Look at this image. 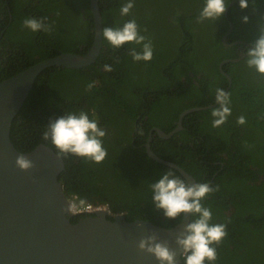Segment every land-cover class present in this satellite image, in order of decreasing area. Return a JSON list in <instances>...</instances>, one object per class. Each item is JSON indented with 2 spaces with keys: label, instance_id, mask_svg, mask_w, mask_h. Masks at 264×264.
Instances as JSON below:
<instances>
[{
  "label": "trees",
  "instance_id": "trees-1",
  "mask_svg": "<svg viewBox=\"0 0 264 264\" xmlns=\"http://www.w3.org/2000/svg\"><path fill=\"white\" fill-rule=\"evenodd\" d=\"M126 2L98 1L102 28L122 27L135 19L141 34L151 40V34L142 33L144 23L151 20L150 30L161 33L152 41L153 47L158 46L153 58L134 61L128 52L133 47L141 51L142 45L129 43L117 49L102 38L99 55L88 66L44 69L11 122L10 139L21 152L44 144L57 153L50 141L43 140L45 127L65 113L86 111L106 130L103 146L107 157L97 164L73 155L60 156L64 168L58 180L64 194L107 204L113 214L122 213L127 220L146 219L169 227L181 217L168 219L156 209L150 184L155 174L159 180L169 168L185 178L147 156L148 131L156 125L169 132L183 110L215 102L216 89H225L228 83L218 64L244 54L247 48L243 43H222L228 21L233 25L228 43L241 39L252 44L258 35L257 20L264 15V0H256L255 7L249 0L247 9H241L235 0L226 16L200 26L195 23L204 0H134L130 14L122 16L120 7ZM160 2L165 7L158 6ZM174 6L182 11L170 23L167 16ZM245 15L247 23L242 20ZM32 17H47L53 30L25 28L22 21ZM162 18L169 25H162ZM93 26L89 0H0V81L62 52L84 54L92 43ZM172 47L175 52L169 57ZM222 67L232 78L227 121L213 127L212 108L192 111L183 116V128L171 137L153 133L150 146L197 181L211 180L209 185L219 187L202 201L212 210L211 223L227 225V237L213 245L217 249L214 264H264V76L249 68L244 57ZM90 83L94 87L88 90ZM240 116L246 119L243 125L237 123ZM131 149L142 161L133 169L141 177L125 176L129 165L122 160L135 155ZM113 214L107 217L112 219ZM82 216L73 215L70 220L74 223Z\"/></svg>",
  "mask_w": 264,
  "mask_h": 264
},
{
  "label": "water",
  "instance_id": "water-1",
  "mask_svg": "<svg viewBox=\"0 0 264 264\" xmlns=\"http://www.w3.org/2000/svg\"><path fill=\"white\" fill-rule=\"evenodd\" d=\"M98 1L89 0L93 39L84 54L62 52L0 81V264H159L152 254L138 249V241L155 231L159 240H167L171 248H177L175 234L190 222V214H185L169 229L146 219L127 220L122 213L112 219L105 211L69 214L68 199L58 180V174L64 168L60 155L44 144L21 152L10 139L11 122L41 71L51 66L81 68L98 57L102 47V17ZM234 1L229 2L225 16ZM232 27L228 21V30L222 37L224 42ZM244 55L225 58L219 63V70L229 81L231 77L222 66L239 61ZM216 105L215 102L183 110L176 126L169 132L158 127L152 130L162 138H169L182 128V118L187 113ZM149 141L145 148L151 159L176 169L190 184L201 183L178 164L155 154ZM21 153L33 162L32 168L21 170L17 167L16 157ZM73 215L85 216L73 223L70 220ZM176 261L177 264L181 262L179 250Z\"/></svg>",
  "mask_w": 264,
  "mask_h": 264
},
{
  "label": "clouds",
  "instance_id": "clouds-1",
  "mask_svg": "<svg viewBox=\"0 0 264 264\" xmlns=\"http://www.w3.org/2000/svg\"><path fill=\"white\" fill-rule=\"evenodd\" d=\"M229 2L230 0H204L197 22H215L220 19ZM238 3L241 9L249 7V0H238ZM252 4L255 7L256 0H252ZM133 7L134 0H127L120 7V14L129 15ZM242 20L247 23L249 17L245 15ZM47 21V17H32L25 18L22 24L32 32L50 33L53 30L52 24ZM257 29L258 35L251 46L245 49L244 60L249 68L264 76V15L257 20ZM101 34L113 48L118 49L129 43L142 45L141 51H137L135 47L129 50L128 55L134 61H150L153 58L152 42L141 34L135 19L128 20L122 27H103ZM104 67L105 70L111 71L109 65ZM93 87L94 83L87 85L88 90ZM230 95L222 88L216 89L215 102L218 106L211 109L213 127L221 126L231 115ZM237 123L245 124V117L240 116ZM45 129L43 140L50 141L60 156L73 155L97 164L102 163L107 157V149L103 146L106 130L99 126L97 120L90 119L84 110L78 113L68 112L55 120H50ZM15 163L21 170H28L34 166L23 153L16 157ZM150 190L156 209L162 210L166 218L177 220L178 217L190 214L191 220L175 234L177 248H171L167 240H159L158 234L152 231L138 241V249L152 254L159 264H177V250L183 264H214L217 260V249L213 245H219L227 237V225L211 223L212 210L205 207L202 201L211 193L218 191L219 187H213L208 183L190 184L169 168L159 180L150 184Z\"/></svg>",
  "mask_w": 264,
  "mask_h": 264
},
{
  "label": "flooded vegetation",
  "instance_id": "flooded-vegetation-1",
  "mask_svg": "<svg viewBox=\"0 0 264 264\" xmlns=\"http://www.w3.org/2000/svg\"><path fill=\"white\" fill-rule=\"evenodd\" d=\"M153 2H154V0H152ZM152 3V2H151ZM156 4H158V3H155V5ZM177 4V3H176ZM154 6V5H153ZM158 6H161V7H165V3L164 2H160L159 4H158ZM172 7H170V9H169V12L170 11H173V12H171L170 13V16H167V18H179L180 16L179 15H176V14H178V13H181V9L178 7V6H174L173 7V9H171ZM173 13V14H172ZM189 13H192V12H189ZM197 21V20H196ZM151 25H152V23H151ZM233 28V27H232ZM198 31V28L197 29H195V31ZM228 30V29H227ZM227 30H226V32H227ZM225 32V33H226ZM231 32H232V30H231ZM230 32V33H231ZM224 33V34H225ZM229 33V34H230ZM155 34H157L156 32H155V30L154 29H151V42L154 40L153 38H154V36H155ZM223 34V35H224ZM228 34V35H229ZM157 35H159V34H157ZM228 35H227V39L225 40V42L222 40V37H221V41H222V43L224 44V45H231L232 43H233V41L232 42H230V43H228L227 42V40H228ZM238 40H241V39H238ZM234 41H237V40H234ZM244 41V45H247V47H250L251 46V44L248 42V41H245V40H243ZM169 43V42H168ZM158 46H156V47H153V51H154V49L155 48H157ZM159 48H161V47H159ZM242 53H244V52H242ZM241 54V53H240ZM239 54V55H240ZM222 69H223V67H222ZM218 70H219V64H218ZM224 70V69H223ZM219 72L222 74V75H224L220 70H219ZM226 72V71H225ZM227 73V72H226ZM189 74H191V75H193L190 71H189ZM228 75H230L229 73H227ZM225 76V75H224ZM197 77H200V75L199 74H197ZM226 77V76H225ZM230 77H231V75H230ZM226 79H227V77H226ZM181 80L182 81H185V77H182L181 78ZM210 80H213V76H211L210 77ZM227 81H228V83H227V85L225 86V89L224 90H227L226 92H228L229 90H230V87H231V84H232V78H231V81H229L228 79H227ZM194 82H196L195 80H194ZM215 103V102H214ZM212 104V103H211ZM208 105V104H207ZM154 127H158V126H156V125H154V126H152L150 129H149V131H148V137H147V140H146V142L144 143V149H145V152H146V148H145V144L148 142V140H150L149 141V144H150V142L152 141V139H153V133L154 134H157L158 135V133L155 131V130H152ZM158 128H160V127H158ZM183 128V127H182ZM181 128V129H182ZM161 129V128H160ZM181 129H179V130H181ZM163 130V129H162ZM179 130H177V131H179ZM164 131V130H163ZM159 136V135H158ZM160 137V136H159ZM160 138H162V137H160ZM164 139H166V138H164ZM151 147V146H150ZM154 152V151H153ZM155 153V152H154ZM146 154H147V152H146ZM156 154V153H155ZM148 156V155H147ZM160 157V156H159ZM185 170V169H184ZM191 175V174H190ZM193 177V176H192ZM195 179V178H194ZM196 180V179H195ZM197 181V180H196ZM199 182V181H198ZM208 182H211V180H209ZM208 182H206V183H208ZM208 184H210V183H208Z\"/></svg>",
  "mask_w": 264,
  "mask_h": 264
},
{
  "label": "rangeland",
  "instance_id": "rangeland-1",
  "mask_svg": "<svg viewBox=\"0 0 264 264\" xmlns=\"http://www.w3.org/2000/svg\"><path fill=\"white\" fill-rule=\"evenodd\" d=\"M168 19H169V18H168ZM150 22H151V20L146 21V22L144 23L145 25H144L143 28L146 29V31L143 30L142 33H145V34H151V30H150L151 23H150ZM169 22H170V23L175 22V18H170V19H169ZM162 25H164V26L169 25V24H168V20H166L165 18H162ZM195 25H199V26H200L201 23L196 22ZM155 32H156L157 34H160V35H161V33L157 32L156 30H155ZM210 40L212 41V38H211V37H210ZM172 48H173V49L169 48V50H168V51H172V53L168 54L169 57H172L173 54H174V52H175L174 47H172ZM156 50L159 51L160 49H156ZM156 72H157V70H156ZM154 73H155V72H154ZM131 150H132V149H131ZM122 151H123V150H122ZM132 151H133V150H132ZM127 152H128V149H126L124 153H127ZM133 152H135V155H134V156L126 157V158H124V159L122 160V162L125 161V163L129 165V168H128V169L126 168V169L128 170L129 173L125 172V176L128 177V178H129L130 175H136V176H138V177H141V174H137L136 172H133V169L137 166V163L139 164L140 162H142V161H140V160L137 158V152H136V151H133ZM133 152H132V153H133ZM139 152L142 153L141 150H139ZM132 153H131V154H132ZM122 162H121V165H123V166L125 167L124 163H122ZM157 177H158V175L155 174V177L153 178V180L151 181V183L156 182V181L158 180Z\"/></svg>",
  "mask_w": 264,
  "mask_h": 264
},
{
  "label": "built area",
  "instance_id": "built-area-1",
  "mask_svg": "<svg viewBox=\"0 0 264 264\" xmlns=\"http://www.w3.org/2000/svg\"><path fill=\"white\" fill-rule=\"evenodd\" d=\"M68 199V212L69 214H77L90 211H105L112 215L110 208L107 204L97 203L93 204L91 202L83 201L77 198L76 195L67 196ZM119 214V213H117ZM116 214H113V216Z\"/></svg>",
  "mask_w": 264,
  "mask_h": 264
}]
</instances>
